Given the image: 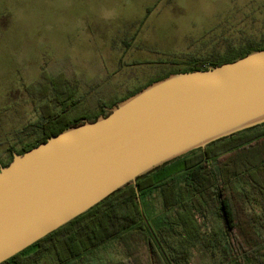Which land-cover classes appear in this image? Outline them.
Wrapping results in <instances>:
<instances>
[{"label":"rangeland","instance_id":"rangeland-1","mask_svg":"<svg viewBox=\"0 0 264 264\" xmlns=\"http://www.w3.org/2000/svg\"><path fill=\"white\" fill-rule=\"evenodd\" d=\"M249 40L264 43V0H0V163L34 137L29 125L51 77L60 75L83 95L71 118L91 115L97 99L110 108L171 68L225 57ZM146 199L152 224L160 226L158 192ZM246 208L261 220L257 204ZM206 222V231L224 238L214 213ZM219 258L196 244L189 264ZM122 259L106 255L92 264Z\"/></svg>","mask_w":264,"mask_h":264},{"label":"water","instance_id":"water-1","mask_svg":"<svg viewBox=\"0 0 264 264\" xmlns=\"http://www.w3.org/2000/svg\"><path fill=\"white\" fill-rule=\"evenodd\" d=\"M0 167V264L155 168L264 124V49L169 74Z\"/></svg>","mask_w":264,"mask_h":264},{"label":"trees","instance_id":"trees-1","mask_svg":"<svg viewBox=\"0 0 264 264\" xmlns=\"http://www.w3.org/2000/svg\"><path fill=\"white\" fill-rule=\"evenodd\" d=\"M263 49V42L249 40L225 57L193 58L110 107L169 74L207 70ZM59 76L49 78L29 125L34 137L8 151L0 167L10 163L13 153L22 154L71 126L107 115L108 107L97 99L96 113L71 118L83 95ZM135 184L125 185L1 264H92L106 255L122 256L118 264H189L196 244L217 253L219 264H264V124L191 151L138 177ZM154 191L164 211L160 226L152 224L146 199ZM249 203L259 206L261 220L248 212ZM212 213L221 221L224 238L205 230Z\"/></svg>","mask_w":264,"mask_h":264}]
</instances>
